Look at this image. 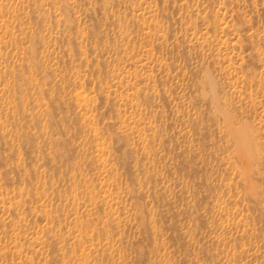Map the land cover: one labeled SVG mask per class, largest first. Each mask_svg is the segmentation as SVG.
I'll return each instance as SVG.
<instances>
[{"label": "rangeland", "instance_id": "1", "mask_svg": "<svg viewBox=\"0 0 264 264\" xmlns=\"http://www.w3.org/2000/svg\"><path fill=\"white\" fill-rule=\"evenodd\" d=\"M0 264H264V0H0Z\"/></svg>", "mask_w": 264, "mask_h": 264}, {"label": "bare ground", "instance_id": "2", "mask_svg": "<svg viewBox=\"0 0 264 264\" xmlns=\"http://www.w3.org/2000/svg\"><path fill=\"white\" fill-rule=\"evenodd\" d=\"M234 130H235V129H234ZM234 130H233V131H234ZM243 130H244V129H243ZM236 132H237V131H236ZM234 133H235V132H234ZM237 134H238V133H237ZM234 135H235V134H234ZM238 135H240V134H238ZM243 137H244V136H243ZM245 138H247V136H245ZM245 140L247 141V139H245ZM245 140H244V143H245ZM241 143H243V142H241ZM241 143H240V145H241ZM249 145H250V143H249ZM243 146H244V145H243ZM246 147H248V145H247V146L245 145L244 148H246Z\"/></svg>", "mask_w": 264, "mask_h": 264}]
</instances>
